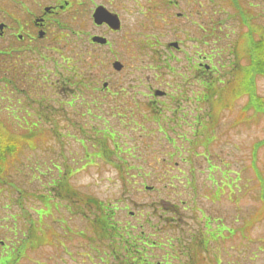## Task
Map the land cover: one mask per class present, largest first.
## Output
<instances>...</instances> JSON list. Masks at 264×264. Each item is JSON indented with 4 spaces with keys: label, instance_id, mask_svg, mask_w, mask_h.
Returning <instances> with one entry per match:
<instances>
[{
    "label": "rangeland",
    "instance_id": "obj_1",
    "mask_svg": "<svg viewBox=\"0 0 264 264\" xmlns=\"http://www.w3.org/2000/svg\"><path fill=\"white\" fill-rule=\"evenodd\" d=\"M141 1L144 4L146 3L145 0ZM213 1H216L218 5H210L211 0H202L203 4L197 6L198 21L202 20L205 25H209L211 24L210 16L212 15V21L215 23V31L197 30L199 47H205V45H202L200 42L202 39L213 41L214 36L215 39L217 36H220L219 38L223 40V43H225L227 47H229L231 42H235V37L241 40L240 42L242 45L244 44L242 40H244L246 35L250 36L253 41L258 43L261 39L260 36L262 35L264 37V0H233V2L232 0ZM235 3H237V5ZM220 5L224 6L226 13L220 11V9H222ZM239 8L242 9L239 11L248 17L244 22L239 19V11H237ZM225 14L227 15L226 18L224 17ZM218 21L222 22V24ZM243 24L253 26V31L249 32ZM176 32L177 31H172L173 37L169 33H166V42L172 39L174 40L176 37L174 34ZM224 33H227V35L223 37L222 35H224ZM182 36L183 34L181 32V37ZM180 46L182 47V51H177L176 54L178 58H181V63L179 64L183 67L186 66L183 59L185 51H190V56L195 48L192 46L191 50H189V43ZM219 46V41L215 40V45L213 43L215 53L220 52L221 49ZM237 51L239 52V59L238 61L236 59V62L239 63V69L241 70L243 67L249 68L247 74L251 77V80H253L252 83L256 94L259 97H264L263 76L255 75L256 72H253L254 69L250 66L248 58L245 57L242 50ZM260 51H262L261 48L259 49V52ZM100 54L104 59L106 58L105 54ZM240 54H242L244 58H242ZM219 57L220 53L215 57L214 62H216ZM55 61H61L59 55H54V59L47 64L55 69ZM70 66L74 67L75 65L71 63ZM104 70L105 67L103 66L102 72L99 75L100 78H103V74L106 72ZM28 71H30V69ZM11 72L12 74L21 73L19 70L16 72L11 70ZM143 74L146 75L145 73ZM192 75L195 76V71H193ZM12 76L14 77L15 75ZM163 79L167 80L168 77H163ZM186 83L187 81H185V84ZM191 86H189V93L195 88L196 90L198 89L197 85H195V88ZM221 94L224 97L223 102L228 103L229 107H222L217 111L219 115L218 124L220 126L209 147L210 160L217 165V168L212 174L214 178L212 183L208 177V173L202 170L207 162L205 160L203 161L201 156L193 158L191 160L193 164H190L194 169H200L201 171L194 173V189L184 188L182 186L169 188L166 184L167 175L163 173V170L167 167L159 164L158 171H154L151 170L154 168H152V166L149 167L148 164L153 163L155 159L160 160L162 157L155 154H147V152L144 151L139 156V159L129 157L125 159V156H119L120 150H115L112 141L105 138L100 140L101 148L100 143H96L94 139L102 138L105 134L111 137L110 128L112 124L110 120L115 124V128L119 133L123 134V136L125 133L120 124H118L114 118L110 117V101L107 103H100L99 109L101 111L99 113H101V115L98 111H92L88 112L90 116L87 115L86 112L81 116L80 113L83 107L80 106L79 103L76 104L75 108H68L70 115L65 113V116H73L69 124L63 125L62 122H58L57 126H55L52 125V123L46 124L44 122L48 120H43L42 123L44 124L41 125L38 121L39 119L36 121L35 111H44L45 108H47L46 106L40 105V98L43 96L42 92H37L33 95L36 97V101L39 102L37 104L28 103L29 106H26L27 99L24 96L21 97L20 92L8 94L4 101L0 100V150L1 153L4 154L1 156L2 167L0 166V179L4 176L3 180L7 179V181L19 185L24 192L22 196H35L39 193L47 192L48 189L31 184L44 185L48 180L46 186H52L55 181L63 182L65 180V175L62 169H65V165H69L73 173L65 182L66 190L70 193L72 191L76 196L86 199V204L87 199L96 203H115L118 206L115 218L122 227L126 225L124 223L125 221L134 222L138 219L139 212L146 215L145 211L148 206L146 203L156 205L157 201L160 200L159 198H166L167 195L173 198H170V201L173 202H179V200L183 199L186 200L185 204H182V202L178 204L177 216L179 218L175 215H171L167 210L165 211L166 213H163L165 217H174V221H171V224L177 228V231H153L152 228L148 227L145 228V232L149 233V237L154 241H157V238H161V241H163L162 243H167L168 240L164 241L163 238L165 235L166 238L174 236V233L175 236L189 237V235L194 234L195 231L203 230V222L200 220L201 214L197 211L202 210L205 216L218 218L213 219L211 225L212 228L214 227V234L218 235L220 239L217 242H212V238L208 239L207 236H204L206 244V250L204 251L200 250L204 241V239L202 241L201 236L194 242L197 245V249H195L193 244L190 245L187 243L185 244L188 246L183 247L184 249L179 248L178 244L174 241H171L169 245L163 244L166 245L163 247L160 245L155 248H148V250H150V255L147 256L152 263L190 264L187 256L191 254L193 261L198 264H264V193L262 191L264 189V177L263 181L261 180V182H259V177H256V171H254L259 170V172L264 175V146H257L254 148L253 152V145L264 138V116L252 113L253 110H248L247 113H243V116L239 109L241 110V107L243 109L244 105H246L247 97L245 95H239L237 99L232 98L231 86H228L227 89L223 87L221 89ZM61 97L62 96H60V98ZM16 100H20L21 105L25 107L23 109H27L34 116V121L27 111L24 113L20 111L18 107H13L9 104L5 105L3 109L5 101L15 102ZM57 101H59V99H57ZM184 106H186V104L183 105V107ZM59 108L64 109L63 107ZM101 116L107 117L108 123ZM51 121L55 120L51 119ZM99 121L102 127L99 125ZM89 129L93 130L88 132ZM82 138H84V141L81 140L80 143L79 140ZM123 140L124 139H118V142L121 143ZM26 143H33V147L28 149ZM129 144H134V141H130ZM160 144L165 146L164 140H162L161 143L154 141L152 143V148L155 149L160 146ZM166 145L171 147L167 143ZM145 146L146 145H144L143 148H145ZM16 147V153L10 152L11 150H15ZM103 149L104 151L108 149L109 159H105L99 154L103 152ZM198 150L202 151V148L200 147ZM252 152L254 153L253 155H251ZM8 153H10L9 156L6 155ZM123 159L126 161V166L129 165L135 168L139 166L140 170L143 172L150 170L149 177L138 173L134 178V187L125 183L124 178H121L120 172H118V169L115 167L121 165L120 162ZM174 159L179 161L178 165H180L182 169L185 168V166L182 165L183 162L180 157L176 156ZM21 163L24 165H20ZM223 164L225 166H222ZM252 166L255 169L252 168ZM1 168H3V172H1ZM75 168L76 171L74 170ZM225 170H230V173L227 171L224 173ZM231 170H236V172L240 174V179L236 182L239 191L237 190V186H234V188L232 186V181L230 179L233 178V181H236L237 177L231 173ZM127 172L135 173V170L130 169V171ZM170 172L176 173L175 170ZM53 176L55 177L52 179ZM211 184L213 186H211ZM144 185H152L153 190L143 189ZM201 185L209 192V196L213 198L212 201L201 198ZM164 187H166V189ZM214 187L220 188L216 195L214 194L216 192ZM164 190H166V192ZM47 195L48 194H45V196ZM19 196L20 195L15 191L14 187L11 188L8 184L1 183L0 217L6 216L7 213H15L18 215L22 211L21 205L17 203V197ZM20 201L24 202L23 206L28 205V202L38 207L36 200L25 201L20 199ZM121 201L128 203L127 209L123 210L119 208L123 205ZM72 202L69 203L72 204ZM5 205H7V207H5ZM75 205L77 207V204ZM163 205L166 207L167 204ZM54 206L55 202H49L48 204L44 202L35 212L46 217H41V219L44 220L42 222L43 226H45L44 231H48L49 227H51V231H55L53 234L57 236V240H60L58 236L68 235V242L56 243L53 239L51 240L53 248L45 246L41 252L37 251L30 253V256L33 257L32 260L38 259V262L42 264H92L87 260L82 263V259L79 260L77 257V260L73 262L68 258L67 254L61 250L64 248L72 253L84 249L85 251H90V249L94 250L103 242L107 247H110L111 241L104 236H98V232L94 231L95 223L92 220L94 218V209L89 210L88 208L90 207H86V211L88 210L87 218H83L81 214L71 213L75 210L71 207H69L67 211L61 206L56 212L53 211L55 210ZM81 207L84 206L81 205ZM159 209L163 210L165 208L159 206ZM51 210L53 211V216L48 214ZM129 211L135 212L133 217L129 215ZM36 213L28 211L27 218L30 219L18 217L17 226L23 230H26V227L30 228L29 223L31 221L36 222ZM58 218H62L66 221V226L64 228L61 223H58V221L56 222ZM145 219L144 217L143 220ZM216 220H218V222ZM9 222H11L10 230L15 231L13 221L9 219ZM140 223H142V219H140ZM138 228H141V226H138ZM230 229L234 231L231 238L226 235ZM51 237L52 235H50V238ZM113 244L117 245L114 241ZM55 248L57 249L54 250ZM186 250L191 251L186 252ZM166 253L175 255V258L171 259L168 256L164 257ZM214 255L216 259H219L220 263H216ZM94 260L98 263L97 258H94ZM99 264L102 263L99 262Z\"/></svg>",
    "mask_w": 264,
    "mask_h": 264
},
{
    "label": "flooded vegetation",
    "instance_id": "obj_2",
    "mask_svg": "<svg viewBox=\"0 0 264 264\" xmlns=\"http://www.w3.org/2000/svg\"><path fill=\"white\" fill-rule=\"evenodd\" d=\"M145 1L144 4L141 0H0V39L4 50L1 53L0 49V55H8L22 41L29 57L40 58L55 42L54 28L60 27L64 32L57 40L68 48H76L87 62L102 53L111 57V64L120 63L121 68L110 73V85L101 90L120 113L118 120H129L124 109L136 108L143 117L142 111L151 107L147 110L151 112L150 118L143 119L156 121L165 109L175 108L189 96L191 84H180L178 75L172 71L168 82L162 84V67L149 63V45L165 39L166 26H177L180 30L176 31L184 35L202 20L198 21L197 0H168V8L166 0ZM210 20L212 23V15ZM192 34L190 38H196V33ZM193 47L196 48L194 44ZM187 56L184 68L190 79H196L198 73L209 76L202 58L196 65L188 53ZM205 58L210 63L208 56ZM145 70L152 75H144ZM157 89L163 93L155 94ZM4 246L0 243V264H42L37 260H5L1 258Z\"/></svg>",
    "mask_w": 264,
    "mask_h": 264
},
{
    "label": "trees",
    "instance_id": "obj_3",
    "mask_svg": "<svg viewBox=\"0 0 264 264\" xmlns=\"http://www.w3.org/2000/svg\"><path fill=\"white\" fill-rule=\"evenodd\" d=\"M264 37H261L258 44H252V55L250 56L251 59V66L254 69L253 72H256L255 75H262L264 77ZM261 48L262 51L259 52ZM13 71H18L16 67L12 69ZM27 72L24 70L21 73H13L11 69H1V86H0V97L3 100L7 94H13L16 90L26 88V96L32 93L34 90L30 87V81L26 78ZM12 75H15L14 77ZM246 94L248 96V105L246 110L252 108L254 112L259 113L264 116V97H259L254 90L252 83L249 85V88L246 90ZM46 106L44 113V117H49L50 115L58 116L56 113V108L49 103L44 102L42 104ZM47 115V116H46ZM52 125L57 126V124L52 123ZM2 127V125H1ZM41 127V126H40ZM257 145H264V139L257 143ZM91 201V200H90ZM95 205L100 206V208L104 211L105 207L103 203H97Z\"/></svg>",
    "mask_w": 264,
    "mask_h": 264
}]
</instances>
